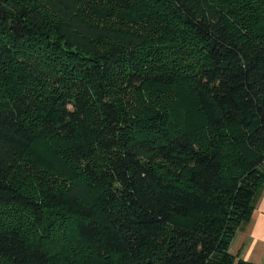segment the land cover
Segmentation results:
<instances>
[{"label": "trees", "instance_id": "1", "mask_svg": "<svg viewBox=\"0 0 264 264\" xmlns=\"http://www.w3.org/2000/svg\"><path fill=\"white\" fill-rule=\"evenodd\" d=\"M264 0H0V264H250Z\"/></svg>", "mask_w": 264, "mask_h": 264}, {"label": "crops", "instance_id": "2", "mask_svg": "<svg viewBox=\"0 0 264 264\" xmlns=\"http://www.w3.org/2000/svg\"><path fill=\"white\" fill-rule=\"evenodd\" d=\"M228 252L250 264H264V189L260 192L250 220L235 233Z\"/></svg>", "mask_w": 264, "mask_h": 264}]
</instances>
